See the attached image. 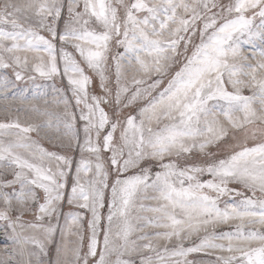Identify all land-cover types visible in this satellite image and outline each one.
<instances>
[{
    "label": "snow or ice",
    "instance_id": "obj_1",
    "mask_svg": "<svg viewBox=\"0 0 264 264\" xmlns=\"http://www.w3.org/2000/svg\"><path fill=\"white\" fill-rule=\"evenodd\" d=\"M0 100V264H264V0H0Z\"/></svg>",
    "mask_w": 264,
    "mask_h": 264
},
{
    "label": "rangeland",
    "instance_id": "obj_2",
    "mask_svg": "<svg viewBox=\"0 0 264 264\" xmlns=\"http://www.w3.org/2000/svg\"><path fill=\"white\" fill-rule=\"evenodd\" d=\"M244 94L245 95L249 94L247 89L245 90ZM4 104H5V102L3 100H0V119H5L7 117V113L4 110ZM16 106H18V104ZM16 106H14L11 109L12 116L11 117H7V118H14L16 115H20L21 120H24L26 116H30L33 122H40V120L43 119V117H40V116H38V115H36L34 113H25V112L17 113L15 111V107ZM53 110H55L54 106H53Z\"/></svg>",
    "mask_w": 264,
    "mask_h": 264
}]
</instances>
